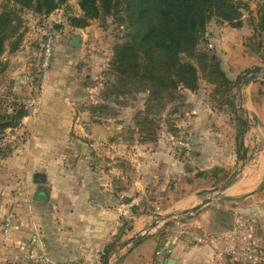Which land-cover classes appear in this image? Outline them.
I'll use <instances>...</instances> for the list:
<instances>
[{"label": "crops", "instance_id": "1", "mask_svg": "<svg viewBox=\"0 0 264 264\" xmlns=\"http://www.w3.org/2000/svg\"><path fill=\"white\" fill-rule=\"evenodd\" d=\"M244 1L254 11L242 27L214 21L207 32L233 80L264 66V0ZM71 39L56 41L53 58L64 50L66 64L53 61L16 130L24 135L21 143L2 162L19 193L0 196V264H33L25 252L36 229L46 243L44 264H102L106 252L109 264H231L238 259L225 254L246 236L263 243L264 224L261 233L258 223L264 215V187L259 188L264 184V77L237 82L238 112L249 128L241 153L231 108L190 92L194 147L183 156L165 134L156 141L126 137L122 118L135 111L132 104L114 103L117 115L92 113L89 87L77 84L87 66L80 74L72 64L86 58L87 40L71 50ZM26 55L19 52L18 73L28 71ZM96 56L86 61L97 64V72L103 64ZM223 174L226 186L219 182ZM37 190L45 198L35 199ZM209 197L212 201L203 204ZM7 212L14 225L4 234ZM164 217H172L175 226L166 227Z\"/></svg>", "mask_w": 264, "mask_h": 264}, {"label": "trees", "instance_id": "2", "mask_svg": "<svg viewBox=\"0 0 264 264\" xmlns=\"http://www.w3.org/2000/svg\"><path fill=\"white\" fill-rule=\"evenodd\" d=\"M65 1L5 0L0 10V65L7 43L13 51L23 41L24 33L20 28L24 8L50 15ZM79 5L82 15L71 18L74 25L86 27L90 20L113 16L128 30L125 40L116 44L110 63V71L117 78L114 86L118 92L148 93L149 106L158 103L164 107L168 99L180 97L182 91H197L201 79L213 85L216 91L223 89L226 93L241 79L239 75L234 82L227 75L214 48L199 52L198 45L207 39L212 20L242 27L244 11L250 13L249 4L244 0H79ZM261 18L263 23L264 13ZM261 28L264 29V24ZM185 54L198 59L202 65L200 71L190 60L184 59ZM223 104L235 115L239 113L234 98L220 105ZM27 114L23 106L10 113H0V135L18 126ZM236 119L238 153H241L245 120L238 114ZM0 155L7 157L8 153ZM108 258L109 252H106L102 264H107Z\"/></svg>", "mask_w": 264, "mask_h": 264}, {"label": "rangeland", "instance_id": "3", "mask_svg": "<svg viewBox=\"0 0 264 264\" xmlns=\"http://www.w3.org/2000/svg\"><path fill=\"white\" fill-rule=\"evenodd\" d=\"M246 2H248L250 13H252L253 15L254 10L251 9L252 6L250 5L249 1ZM4 3L5 0H0V10L2 9ZM250 13L244 11L243 19L249 20L251 18L249 17ZM21 14L22 26L20 30L24 33L23 41L20 44L19 48L13 51L11 50L8 42L5 51L1 56L2 64L0 65V113H10L15 108H18L20 106H23L25 109H27L26 105L28 104V100L37 98L40 94L41 81L42 78L46 75V73L42 71V43L48 36H53L55 43L56 41L63 42L64 40H66L65 42H67L69 38L73 36H79L81 38V41L82 38L86 37V58H83V60L80 61L72 60V64H74L73 66L75 68L79 69L80 74L82 73L83 68L87 66L86 68L88 71L83 72L82 75L78 77L79 80H77V84H85L87 87H89L87 98L92 102V111H94L92 113H96V115H101L102 113L114 115L116 113L117 115L118 111L114 103L122 105L132 104L136 108L135 111H130L129 115H126L124 118H122L123 121L127 122L125 128H123V132L126 134V137L132 138L135 135L139 140L156 141L161 134H165V136L167 137V142L169 141L171 146L175 148L178 153H181V155L183 156L186 155L187 152H190L191 154L193 150L187 151L185 149L179 148L174 143L176 137L182 132L188 135L193 142L191 127L196 113L191 110V91H182L180 97L168 99L165 102L164 107H162L159 106L158 103H152L149 106V103L147 101L148 93H144L141 91L118 92L115 89L114 84L117 82V78L115 73L110 71V63L113 58L114 48L116 44L124 41L127 37L128 30L125 24L120 26L119 22L115 21V18L113 16H107L106 18L102 17L99 19L90 20L89 24L86 27H78L74 25L71 21V18L80 17L82 15L79 0H66L63 4L60 5L57 10H55L50 15L38 14L34 12L32 8H24ZM122 14L125 16L124 12H122ZM214 21L216 20H212L211 22ZM216 22L218 24H222L223 26L225 25L220 21ZM254 37L256 38L255 43H257L258 40L256 33ZM206 38L207 39L205 41L203 40L199 43V52H205L206 50L210 49L213 50V46L210 44L213 42L210 39L209 35H206ZM249 41H252V44L254 43L252 37ZM28 44L30 46V51L26 48V45ZM80 46L81 44L77 47L69 45L71 50H73L74 48L78 49L80 48ZM20 51H25V53L27 54L25 58L27 60H30L26 62L25 68L28 70L26 71V73L25 71H22L24 73L17 72L23 65V60L18 57ZM92 55L94 57L96 55L99 56L98 60L101 64H103L97 72V64L95 67H93V64L90 63L91 65H89V61H86V59H88ZM68 56L69 54L65 53L63 50L60 56L53 58L52 63L56 59V63H59L58 61L60 60V62L65 65V61ZM183 57L186 60H190L195 66H197L199 71L201 70L202 65L200 64L198 59L189 57L186 54ZM52 65L53 64H51L49 70L51 69ZM28 68H30V70ZM262 68L263 69L260 72L254 73L252 76L247 77V81L256 76L264 77V66H262ZM19 74H21L20 77H18ZM27 76L29 78H26ZM236 80L237 78L234 80V82ZM240 82L243 83L244 80L242 81L240 79ZM236 88L237 84H234L231 92L226 93L222 91L223 89L216 91L213 85L209 84L206 80L201 79L199 83V89L195 91V93H199L200 98H205L206 100L209 99L210 101L216 103L219 107V103L221 104L222 101L224 102L227 99L229 100L230 98H234L236 100ZM261 92L264 93V90ZM178 109H184V111L182 112L180 117L176 118L173 116V111ZM186 110H188L189 113H187L188 111L186 112ZM242 113L243 112L241 111L237 114L243 116ZM121 115H123V113ZM248 118L251 120L250 117ZM20 124L16 127L6 129L0 135V154L8 153V157L14 152L17 145L21 143L24 135L16 133L18 131L17 128L20 127ZM247 128L248 127L246 126L244 127L243 139ZM168 132L171 134L168 135ZM4 158L6 157H2L0 155V196H14L19 192L16 186L11 185L12 176H8L3 169L4 165H2V162H4ZM119 163H123L122 158H120ZM219 182L223 186H226L229 183L228 175L223 174L222 179ZM263 185L264 184H261L259 188L263 189ZM41 189L46 195L50 194V191L46 185H43ZM209 191L210 193H213L214 191H216V189ZM210 196H212V194ZM12 209L13 207L9 209L11 210L10 212L14 210ZM171 218L172 217H164L161 222L165 223L166 227H174L175 223ZM261 218L262 220H259L260 223H258V225L260 224L259 231L262 233L264 215H262ZM3 222L4 219L2 221V224ZM252 242H254V240H252L251 237L246 236L243 241L240 242V245L243 243L251 244ZM259 243V246L260 248H263L264 253V242ZM227 255L238 259V261L235 260L231 264H264V260L262 262L255 263L251 259L245 258L242 255L235 254L232 250H228L225 256L227 257Z\"/></svg>", "mask_w": 264, "mask_h": 264}, {"label": "built area", "instance_id": "4", "mask_svg": "<svg viewBox=\"0 0 264 264\" xmlns=\"http://www.w3.org/2000/svg\"><path fill=\"white\" fill-rule=\"evenodd\" d=\"M55 42L53 36H48L42 43V71L46 73L54 57ZM184 109H178L173 111L174 117H180ZM188 110H186L187 112ZM189 113V111L187 112ZM179 148L187 151L193 150V142L191 138L185 133H180L174 142ZM14 225V216L9 213L4 217L3 233L8 234ZM237 255H242L245 258L252 261L262 262L264 260L263 248H260L259 244L252 242L251 244H241V246L233 251ZM25 258L28 262L33 264H44L47 262L46 243L43 235L39 229H36L30 236L27 243V249L25 252ZM80 264V263H70Z\"/></svg>", "mask_w": 264, "mask_h": 264}, {"label": "water", "instance_id": "5", "mask_svg": "<svg viewBox=\"0 0 264 264\" xmlns=\"http://www.w3.org/2000/svg\"><path fill=\"white\" fill-rule=\"evenodd\" d=\"M70 43H71L72 46H76L77 47V46H79L81 44V38L79 36H73ZM262 69L263 68L261 66H256V67L250 68L245 73L242 74L241 79L242 80H245L251 74L260 72ZM34 198L35 199L45 198V194L42 193V192H40V190H37L36 193H35V195H34ZM211 201H212V198H207L204 201L203 204L209 203ZM203 204H200L198 206H195L192 209L187 210V212L196 211L197 209L201 208ZM107 264H109V262Z\"/></svg>", "mask_w": 264, "mask_h": 264}]
</instances>
